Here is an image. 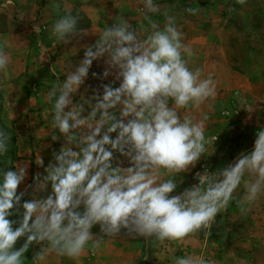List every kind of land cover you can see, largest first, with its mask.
Here are the masks:
<instances>
[{
	"label": "clouds",
	"instance_id": "1",
	"mask_svg": "<svg viewBox=\"0 0 264 264\" xmlns=\"http://www.w3.org/2000/svg\"><path fill=\"white\" fill-rule=\"evenodd\" d=\"M53 7L58 9L59 5ZM143 10L157 13L159 7L153 0H144ZM187 11L195 14L198 9ZM165 16L162 29L149 20L152 31L143 40L126 19L117 17L119 23L99 31L95 44L85 48L75 69L67 71L63 82L55 81L47 92L51 128L64 144L54 153V162L44 169L43 177L34 178L33 192L43 193L50 186L51 193L46 198L33 195L21 204L23 193L18 195L17 189L26 178V165L0 174V264H23L22 257L34 242L46 244L34 257L37 264L53 253L77 260L86 246L91 244L96 250L104 237L115 238L122 230L145 241L182 243L215 223L242 182L246 189L239 201L242 213L249 211L244 205L256 204L264 194L261 129L250 153H241L215 173H197V185L172 195L178 187L174 177L194 167L208 143L203 120L194 122L188 115L181 119L178 110L199 108L215 98L216 83L211 76L201 79V69L188 67L194 53L182 42L175 17ZM77 23L78 18L69 12L54 23L52 33L64 44L72 37L88 35L77 29ZM6 46V41L0 45V71L11 61ZM76 51L73 48L74 55ZM101 58L106 70L100 78L113 74V83L119 81V86L107 84L102 95L93 90L91 97L73 104L72 97L84 85L93 61ZM8 144V135L0 131V155L7 153ZM114 154L130 166L122 167L119 162L114 166ZM36 165L43 166L40 156ZM246 174L254 179L245 180ZM81 207L83 211L78 210ZM17 208H22L23 214L14 228L15 222L8 217ZM97 225L100 236L91 231ZM22 237L25 243L15 249ZM174 264L214 262L187 255L175 258Z\"/></svg>",
	"mask_w": 264,
	"mask_h": 264
},
{
	"label": "rangeland",
	"instance_id": "2",
	"mask_svg": "<svg viewBox=\"0 0 264 264\" xmlns=\"http://www.w3.org/2000/svg\"><path fill=\"white\" fill-rule=\"evenodd\" d=\"M126 2L120 3L119 14L132 17L136 11L130 13L128 8L132 5ZM153 3L165 8L145 17L150 32L149 20L162 29L166 23L165 13L175 17L183 38L184 28H193L191 49L194 55L199 54L196 65L203 73L201 79L211 76L216 83L215 98H209L199 108L189 106L178 110L181 119L188 115L194 122L203 120L208 141L207 151L196 165L174 177L178 187L172 195H178L199 183L197 173H215L233 163L241 153H250L257 132L264 129V0H247L245 4L238 0H153ZM3 4L8 7L0 12V45L7 42L5 51L11 61L6 70L0 71V77L11 86L0 88V124L10 129L14 139H9L7 153L0 155V174L8 169L14 171L16 165H26V178L17 189L18 195L23 193L21 199L25 202L33 195L46 198L51 193L50 186L43 193H34L33 185L34 178L43 177L44 169L54 162V153L64 144L59 133L51 128L48 112L51 105L45 99L53 83L62 81L52 78L51 56L47 58V52L44 53L46 45L42 43L48 40L46 29L38 26L39 31H34L37 16L38 25L45 26V0H12L11 4L0 0V7ZM141 4L139 7L144 9V2ZM189 8L198 11L191 14L187 11ZM109 18L116 20L112 14ZM116 21L119 23L118 19ZM188 66H193L192 62ZM115 84L113 87H118ZM97 93L102 95V91ZM92 95L93 90L78 91L72 97L73 104ZM169 106H173V101L169 100ZM87 112L86 107L84 115ZM53 135L57 136L55 141ZM115 135L113 133L112 138ZM38 156L43 159V166L36 165ZM117 162L122 167L130 166L125 158L114 154V166ZM244 179L254 177L246 174ZM245 195L242 182L215 223L182 243L145 241L142 237L128 236L122 230L115 238L104 237L96 250L89 244L77 260L53 253L39 264H174L175 258L187 255L202 256L214 264H264V194L256 204L244 205L249 211L242 213L239 201ZM78 210L83 211L82 207ZM91 231L94 236L101 235L98 225ZM45 246L44 242L31 244L22 257L23 264H37L34 257Z\"/></svg>",
	"mask_w": 264,
	"mask_h": 264
},
{
	"label": "crops",
	"instance_id": "3",
	"mask_svg": "<svg viewBox=\"0 0 264 264\" xmlns=\"http://www.w3.org/2000/svg\"><path fill=\"white\" fill-rule=\"evenodd\" d=\"M122 1L123 0H45V26L38 25V16L34 18L37 19V21L33 25L37 26V28L38 26L39 28H44L47 31L48 40L46 39L47 41L42 44L46 45V49L48 50L47 58L51 56L50 61L53 65L52 69L54 70L53 72H51L52 78L55 77L61 79V81L63 82V80L66 78L65 73L69 70H74L76 65L80 63V61L83 59L85 48L95 44L96 40L98 39L99 31L103 30L106 26L111 27L113 24H118L116 20L117 17H120L121 15L119 14L121 13V11L119 12L118 8ZM143 2L144 0H127L126 3H130V5H132L130 8H128L130 13H134L135 11L136 13H134L132 17L128 18H125V16L121 15L122 18L124 17V19L129 22V24L131 25V29L135 31L138 34L139 38L142 40L146 39L150 32L148 26L145 24L144 21L146 19L145 17H149V13H143L141 11L142 8L139 7V5H143L141 4ZM57 4L59 5L58 9L53 7V5ZM155 5L159 7V12L162 8H165L159 4ZM3 6H1L2 8L0 7V12H5V10H7L8 6H6V4H3ZM133 9L135 10L133 11ZM138 11H140L141 13H137ZM69 12L73 16L78 18L77 29L87 31L89 34L86 36L79 35L72 37L70 38V43L64 44L57 41L56 37L52 33V27L58 19L65 16ZM110 14L115 15V22L110 20ZM160 16H162L161 13ZM184 29L185 37L183 38L182 42L192 48L193 39L191 37V30H193V28L187 26ZM73 48L77 50L75 55L73 54ZM194 54L192 56L194 58L191 57V59L189 60V62H192L193 64V66L191 67L188 66L191 70L199 68L196 65L197 61L200 60H198L197 58L199 57V54ZM71 56H74V58H71ZM184 58L188 59L187 56H185ZM95 62H98V64H96ZM105 70L106 65L104 63V58H101L97 61H93L92 66L89 69L88 77L84 85H82L78 91L89 92L90 90H95L96 92H101L103 86L110 83L112 85L115 84L112 81V74H110L107 78H100ZM93 73L96 74L95 78L93 77ZM12 84H14V82H12ZM9 86H11V83L6 82L5 78L0 77V88H6ZM115 86H119V84L116 83Z\"/></svg>",
	"mask_w": 264,
	"mask_h": 264
},
{
	"label": "trees",
	"instance_id": "4",
	"mask_svg": "<svg viewBox=\"0 0 264 264\" xmlns=\"http://www.w3.org/2000/svg\"><path fill=\"white\" fill-rule=\"evenodd\" d=\"M0 131L5 132L8 135L9 139H14V135L11 133L10 129L7 128V126H5L3 123L0 124ZM13 148H15V147H13ZM10 170H13V169H10ZM20 203L21 204L24 203L23 199H21ZM22 214H23L22 208H17V209H14L13 214L8 217L9 220L15 222L13 224L14 228L18 226L19 221L22 219ZM24 239H25V237L18 239V241L16 242L14 247H18V246L20 247V245Z\"/></svg>",
	"mask_w": 264,
	"mask_h": 264
}]
</instances>
